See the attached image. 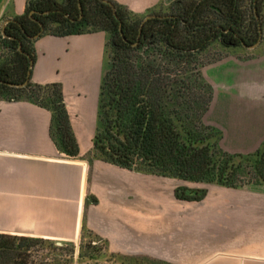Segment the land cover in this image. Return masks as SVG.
Wrapping results in <instances>:
<instances>
[{
  "label": "crops",
  "instance_id": "0c3cea01",
  "mask_svg": "<svg viewBox=\"0 0 264 264\" xmlns=\"http://www.w3.org/2000/svg\"><path fill=\"white\" fill-rule=\"evenodd\" d=\"M28 1L0 0V37ZM108 1L142 18L178 0ZM110 40L105 30L34 40L30 81L60 86L80 158L58 149L51 110L28 99L0 100V234L75 241L86 227L121 255L168 264H264V185L196 184L82 158L93 149ZM2 52L0 40V63ZM237 54L204 72L214 96L208 119L228 153L248 155L264 147V40ZM181 186L207 194L182 201L175 195Z\"/></svg>",
  "mask_w": 264,
  "mask_h": 264
},
{
  "label": "trees",
  "instance_id": "16d2710c",
  "mask_svg": "<svg viewBox=\"0 0 264 264\" xmlns=\"http://www.w3.org/2000/svg\"><path fill=\"white\" fill-rule=\"evenodd\" d=\"M171 7L177 13L139 20L108 0H66L64 4L29 0L25 14L10 21L0 37L2 51L7 47L13 53L12 59L0 63V100L6 93L30 92L28 100L53 113L52 136L58 149L78 158L60 86L41 88L30 81L33 42L49 32L71 35L87 27L108 31L111 60L101 85L95 156L129 171L240 187L238 167L229 164L235 157L253 154L222 152L213 142L215 129L203 120L210 109L211 90L207 88L206 96L188 81L187 74L198 65L197 55L215 42L226 48H249L263 41L264 0H178ZM47 92L53 93L49 104L33 99ZM19 99L23 98L10 100ZM263 175L258 169V178L264 180ZM206 194L205 189L187 187L175 191L177 199L191 202L201 201ZM44 241L0 234V264H50L40 260L36 250Z\"/></svg>",
  "mask_w": 264,
  "mask_h": 264
},
{
  "label": "rangeland",
  "instance_id": "374dc122",
  "mask_svg": "<svg viewBox=\"0 0 264 264\" xmlns=\"http://www.w3.org/2000/svg\"><path fill=\"white\" fill-rule=\"evenodd\" d=\"M56 1L59 2L60 4H64L66 2V0H56ZM175 13H177V9H173L170 6L165 9L162 8L153 11L146 17H142V18L134 17V18L139 20H145L147 17L149 16L152 17L155 14L165 16V15H172ZM262 15L264 21V9ZM57 27H58L57 25H54L53 30H55ZM91 30H98V29L89 28V27L84 28V31H91ZM49 33H53V32H49ZM247 50H249V48H246L244 46L237 48H226L220 42H215L206 51L197 55L196 61L198 62V65L196 66V68H194L187 74V77H189L188 81H190L194 87L202 88L206 96L209 94L208 89L209 91L211 90L212 100H211L210 109L212 107L214 96H213V89L211 84L208 83L204 78V72L206 68L218 61L227 59L233 55H239L237 53H239L240 51H247ZM110 51L111 50L109 46V53ZM3 54H4V59H2V62L10 60L13 57V53L7 47L4 48ZM52 94L47 92L33 99L36 100L37 98L43 104H49L51 102ZM16 95L21 96V98L23 99L32 98L31 93L25 91L24 93L22 92L6 93L3 96V99L10 100L13 97H17ZM209 111L205 114L203 119L204 123L207 126H211L210 121L208 119ZM214 129L215 132L213 134L215 135V138L213 139V142L218 143V147L222 152H227L225 144L223 142L222 131L216 128ZM64 155L66 156L67 159L68 158L71 159V157H68L66 154ZM220 156L217 159H219ZM82 158L87 160L90 164L93 162L94 159H98V157L95 156L93 149L90 154H87ZM222 160L224 161L225 158H222ZM229 167L232 168L238 167V177L240 180L237 182V184H239L240 187L246 185H252V184L264 185V180L258 178L257 176L258 169L263 170L264 173V147L261 149V152L258 154L254 153L252 156L249 157L246 156V157L233 158V161L232 163L229 164ZM189 187H196V185L190 183ZM90 200H94V199L89 198L88 201ZM44 240L45 241L43 243H39L37 245L36 250L39 251L40 260L47 259L48 263L50 264H168L161 260L154 259L151 257L128 256V255H121L110 252V250L107 248L105 244V241L102 238L95 235L92 231L88 230L86 227H84L82 234L75 241H60L54 239H44Z\"/></svg>",
  "mask_w": 264,
  "mask_h": 264
},
{
  "label": "water",
  "instance_id": "95a60500",
  "mask_svg": "<svg viewBox=\"0 0 264 264\" xmlns=\"http://www.w3.org/2000/svg\"><path fill=\"white\" fill-rule=\"evenodd\" d=\"M106 2H107V0H106ZM113 8H114V11H115V7H114V6H113ZM32 14H33V13H32ZM32 14H31V15H32ZM149 18H151V16L147 17L146 20L149 19ZM9 22H10V21H9ZM9 22H8V23H9ZM42 28H43V27H42ZM4 29H5V28H4ZM3 35H4V30H3ZM4 36H5V35H4ZM40 37H41L40 35L36 36V37H35V40L38 39V38H40ZM260 43H261V40H260L259 43H257V44L254 45L253 47H249V49H253V48L258 47V46L260 45ZM246 48H247V47H246ZM30 76H31V73L29 74V77H30ZM22 87H25V85L22 86Z\"/></svg>",
  "mask_w": 264,
  "mask_h": 264
},
{
  "label": "built area",
  "instance_id": "2783aa9c",
  "mask_svg": "<svg viewBox=\"0 0 264 264\" xmlns=\"http://www.w3.org/2000/svg\"><path fill=\"white\" fill-rule=\"evenodd\" d=\"M2 35H3V34H2ZM2 35H1V36H2Z\"/></svg>",
  "mask_w": 264,
  "mask_h": 264
}]
</instances>
